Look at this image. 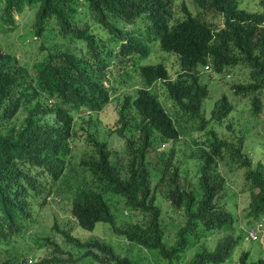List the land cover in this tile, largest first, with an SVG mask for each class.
Wrapping results in <instances>:
<instances>
[{
	"label": "trees",
	"instance_id": "trees-1",
	"mask_svg": "<svg viewBox=\"0 0 264 264\" xmlns=\"http://www.w3.org/2000/svg\"><path fill=\"white\" fill-rule=\"evenodd\" d=\"M191 3L196 12L185 0H0V31L36 9L34 28L20 39L43 49L31 66L0 49V264H142L136 251L131 260L100 239L82 242L58 221L65 244L28 234L43 209L60 204L82 232L108 223L130 245L156 253V264H264V245L241 227L264 219V141L247 126L237 132L230 96L209 103L203 80L226 79L249 100L252 117L264 115V0L258 10L241 0ZM143 27L179 57L180 72L172 78L163 63L141 67L143 90L126 95L106 129L100 114L118 89L105 85V70L147 48ZM235 69L246 71L243 80L231 77ZM236 171L243 182L234 190L226 176ZM25 236L31 246L20 243ZM75 248L84 253L74 258ZM32 250L41 254L29 263Z\"/></svg>",
	"mask_w": 264,
	"mask_h": 264
},
{
	"label": "rangeland",
	"instance_id": "rangeland-1",
	"mask_svg": "<svg viewBox=\"0 0 264 264\" xmlns=\"http://www.w3.org/2000/svg\"><path fill=\"white\" fill-rule=\"evenodd\" d=\"M182 1L183 0H177V3L180 5ZM185 1L186 4L190 6L194 12H196V9L193 8L194 5L193 3H191V0H185ZM240 6L247 8L249 10H258L260 8L259 0H241ZM210 14H211L210 20L215 18L216 21H219V23H221L222 18L220 15H217L215 13H209V15ZM203 15L207 19L209 18V15L208 17L206 14ZM32 23H33V11H28L25 14V16L19 18L18 24L13 30H9L8 33L6 34L3 32L0 33V40H1L0 49L3 51H8L10 53L16 54L23 63H27L29 66H31L33 62L37 60L39 56L43 53V49H41V42L39 40H35L34 43L31 44L29 40L22 41L20 39V36L26 33L27 29H29V27L32 26ZM26 24H28L27 27ZM100 28L102 29V31L108 32L107 29L101 25ZM137 32L139 37L145 39L146 44L148 46L147 54L136 55L135 64L138 73H139V67L141 65L163 63L167 66L170 75L174 77L179 71V64L176 58H171V57L174 56L178 57V56L176 54L163 50L161 47L160 38L154 32H149L144 27L139 28ZM36 38L37 37H35V39ZM120 71L121 70L119 68L115 67L116 76H119ZM245 75H246V71L244 69L241 70L235 69L231 77H233L234 80L237 79L243 80V77H245ZM140 78L143 82L141 75ZM140 78L136 72H131L130 77L126 80V84H115L118 88V91L113 96L109 107L103 113L100 114V119L104 121V124L102 126H104L106 129L116 124L118 119V109L121 106L125 95L130 92L131 87H136L139 85ZM203 80L206 82L208 81L209 87L211 88V93L206 99V101H208L209 103L212 102L214 104L218 99V97H220L223 92H226L230 96L232 102L235 105L236 111L235 113L233 112L231 117L235 122L237 128L236 131L239 132L240 128H242L243 126H247L249 127V135L256 133L257 138L261 139V141H264L262 135L264 133V115L258 118L252 117L251 116L252 113L250 112L251 108L250 105L248 104L249 100L243 98L242 96L235 95L234 90L230 87V83L226 79L212 78L208 80V77L204 75ZM110 84L111 83L108 81V86ZM208 115H210V112L208 113ZM12 124L13 123H11V125ZM82 138L85 139V135L82 136ZM247 145H249V150H251V155L254 156L256 151V145H255V141H253V136H250L248 138ZM83 147L84 144L80 146L81 150L78 149L77 152L81 153ZM239 174L242 175V171L229 173L226 176L228 180V184L234 190L239 189L243 182L242 177ZM246 201H247L246 196L241 195L238 198V204L235 205V209L238 211L239 216L241 218H242V211L245 207ZM40 214H41L40 221L42 222H40L39 225H36L34 229L29 230L28 234L32 235L35 234L37 231H39L36 234L43 237H50L51 239L59 243L63 242L65 244L66 238L58 234L56 229L54 230L55 223L56 221H58V225L62 230L71 229L70 233L82 242H88L90 240L97 238L104 241L108 245H111L117 253L129 257L131 260L133 259L134 251H136V256L140 255L142 264H156L158 262V259L156 258L155 255L156 253L152 254L151 252H148L146 250H140L139 248L130 245L129 243H127L125 239L114 234V232L112 231L113 230L112 226L108 223H98L94 231L88 233L82 232L80 228L77 227V225H75V223L72 221L73 218L71 213L69 212L67 204H60V205H53L51 207H46L41 211ZM115 216L116 218H119L121 216V210L117 211ZM171 217H175V214H173L170 211L169 213H167L166 216L167 222L171 221ZM41 226H43L42 229H40ZM174 233L175 230L172 227H170L168 230L169 237L173 236ZM36 234L34 236H36ZM31 238L32 236H25L24 240L20 243H23L24 245L28 244L29 246H31L30 243L32 241ZM249 245L252 246V249L255 251L258 249L256 245H252L250 243ZM83 253L84 250L75 248L73 251L74 258L79 257ZM40 254L41 252H39L38 250L37 251L32 250V252L29 253L30 257H32L35 260L39 259ZM54 255L58 256V258H61V256L57 254ZM76 264H89V260L84 258L81 259ZM226 264H230V263L228 262Z\"/></svg>",
	"mask_w": 264,
	"mask_h": 264
},
{
	"label": "clouds",
	"instance_id": "clouds-1",
	"mask_svg": "<svg viewBox=\"0 0 264 264\" xmlns=\"http://www.w3.org/2000/svg\"><path fill=\"white\" fill-rule=\"evenodd\" d=\"M242 8H244V7H242ZM245 9H247V8H245ZM247 10H249V9H247ZM28 11H33V19H34V17H35V14H36V9L35 8H31V7H27L26 8V13L28 12ZM25 13V14H26ZM25 14L24 15H21V16H17V19L19 20V18H21V17H23V16H25ZM206 18V17H205ZM221 18H223V16H221ZM207 19V18H206ZM208 20V19H207ZM222 23V22H221ZM34 20H33V23H32V26L31 27H29V29H33L34 28ZM223 25V24H222ZM17 26V24L13 27V29L15 28ZM6 27L9 29V30H11L10 29V27H8V26H5L1 31H0V33L1 32H3V33H5L6 34ZM57 27H58V25H57ZM141 41H143V43H145L146 44V41H145V39H141ZM146 49L144 50V51H141V53L140 54H147V51H148V46H147V44H146ZM161 47H162V44H161ZM163 49V48H162ZM164 50V49H163ZM135 58H136V55H132V56H130L128 59H125L124 61H119L118 59H116V61L115 62H113L106 70H105V72H106V77L109 79V80H106L105 81V85L106 86H108V81L111 83L110 85H109V87H113V89L115 90V88H117V86L115 85V84H126V80L130 77V73L131 72H136L137 73V75L139 76V78H140V75H141V77H142V79H143V82H142V80H141V78H140V82H139V85L138 86H136V87H131L130 88V92L128 93V94H126V95H133V94H137V91L138 90H143V85L145 84V81H144V76H143V74H142V68L143 67H145V66H147V64H145V65H141L140 67H139V73H140V75H139V73H138V70H137V67H136V64H135ZM171 58H176L177 59V62H179L180 60H179V57H176V56H174V57H171ZM170 58V59H171ZM169 61V60H168ZM169 63V62H168ZM149 65H155V64H149ZM207 66H208V68H207ZM115 67H117V68H119L121 71H120V74H119V76H116L115 75ZM142 67V68H141ZM180 69H181V67L179 66V71L178 72H180ZM203 71H205V72H208V73H210L211 71H212V68H211V66L209 65V64H207V65H205L204 66V69H203ZM173 73H174V70H173ZM173 75V74H172ZM177 75V74H176ZM176 75L174 76V77H176ZM173 76H172V78H174ZM118 89V88H117ZM116 94V93H115ZM126 95H125V97H126ZM125 97H124V99H123V102H122V104L124 103V100H125ZM112 98H113V96H112ZM112 101V100H111ZM122 104H121V106H122ZM110 105V104H109ZM109 105H108V107H109ZM120 106V107H121ZM119 107V108H120ZM118 116H119V109H118ZM111 130H115V129H111ZM4 131H8V130H4ZM167 146V143H164V144H162L161 145V147H160V149H163V148H165ZM260 222H263L264 223V219H261L260 221H257V222H255V223H253L252 225H250V227H248V228H245L244 226H241L242 227V229H244V231L245 232H247V235H248V239L249 240H251V241H253V242H260V243H262L263 245H264V235L263 234H260V237H259V239L257 240V241H254V240H252L251 238H250V230L255 226V225H257L258 223H260ZM77 229V228H76ZM32 230V229H31ZM67 259H68V257H66ZM32 261H33V258H31L30 260H29V263H32ZM74 264V263H73ZM89 264H100V263H89Z\"/></svg>",
	"mask_w": 264,
	"mask_h": 264
},
{
	"label": "built area",
	"instance_id": "built-area-1",
	"mask_svg": "<svg viewBox=\"0 0 264 264\" xmlns=\"http://www.w3.org/2000/svg\"><path fill=\"white\" fill-rule=\"evenodd\" d=\"M208 68V66H207ZM260 234L264 235V223L260 222L257 225H255L251 230H250V238L254 241H257L260 237Z\"/></svg>",
	"mask_w": 264,
	"mask_h": 264
}]
</instances>
